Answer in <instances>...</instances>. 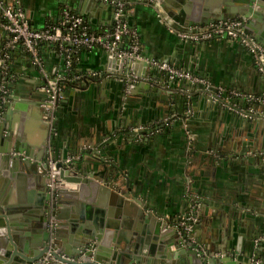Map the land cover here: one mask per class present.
I'll return each instance as SVG.
<instances>
[{"label": "crops", "instance_id": "0c3cea01", "mask_svg": "<svg viewBox=\"0 0 264 264\" xmlns=\"http://www.w3.org/2000/svg\"><path fill=\"white\" fill-rule=\"evenodd\" d=\"M18 1L0 0V17L5 5L18 2L34 28L59 20L65 6L83 15L97 32L115 24L114 6L103 0ZM201 1L183 0L188 3L184 13L174 7L178 17L170 23L177 29L205 24ZM253 8L254 17L235 18H244L247 33L264 44V5ZM199 18L190 25L188 20ZM124 19L136 29L147 58L186 69L202 81L173 77L150 62L143 69L146 83H130L114 66L112 54L99 47L81 50L70 76L55 45L43 47L41 64L18 46L9 53L10 93L0 116L6 125L3 134L23 129L33 142L47 137L56 159H71V165L83 169H101L107 163L105 177L116 190L129 191L146 212L166 218L173 227L182 216L196 217L183 244L198 256L201 246L206 258L229 255L236 264L264 259V100L255 98L264 97V76L254 55L229 39L184 40L142 0H130ZM9 39L0 28V52ZM56 78H61L62 97L55 108L44 111L50 114L46 126L40 101L43 87ZM211 88L215 90L207 93ZM38 181L33 172L0 165V195L15 204L17 219L25 205H36ZM100 207L121 225L145 220L123 218L122 208L110 200ZM14 252H0V264H23Z\"/></svg>", "mask_w": 264, "mask_h": 264}, {"label": "water", "instance_id": "95a60500", "mask_svg": "<svg viewBox=\"0 0 264 264\" xmlns=\"http://www.w3.org/2000/svg\"><path fill=\"white\" fill-rule=\"evenodd\" d=\"M142 1L150 3L157 11L162 9L167 16L174 19L178 17L174 7L179 13H184V5H188L183 0ZM234 1L237 8L231 7L230 0L201 1L200 8L206 10L205 18L201 20V23H209L214 18L217 20L235 18L238 15L254 17L256 7L253 8V5L255 3L264 5V0ZM188 21L192 25L199 23L200 18L196 21L192 19ZM255 35L262 38L258 34ZM112 56L114 66L123 70L122 75H128L127 79L130 83L134 81H137L138 85L146 83L143 69L144 66L147 68L150 62L144 59L118 58L113 54ZM88 78V75L83 76L86 81ZM60 81L61 79L58 86ZM69 83L78 86L74 81ZM212 90L215 88L208 89L207 93ZM60 92V89L56 90L55 106L59 103ZM47 98L48 95L45 92V98L40 101L41 106L45 104L41 116L46 121V126L49 125L50 114L44 115V111L47 113L52 110L46 105ZM4 128L6 125L1 122L0 165L9 164L13 169H21L23 173H35L39 180L40 191L36 205L33 207L25 205L20 219H17V214L14 215L15 204L8 203L9 199L0 195L1 253L11 254V251H15L16 255L22 256L20 259L23 264H41V260L48 251H51L55 258H51L49 256L51 254H48L49 259L44 260L42 264L237 263L229 255L221 258H203L198 256L196 249H188L183 244L185 236L180 233L178 227L171 226L166 218L158 216L151 210L146 212L147 209L141 205V201L132 197L129 191H118L113 187L111 180L105 177L107 163L101 169H83L75 163L71 165L64 158H55L54 147L47 143V137L33 142L23 129H9L6 134H3ZM147 132L148 130H135L132 133L146 134ZM51 161L55 162L56 177L58 180L65 181L64 185H50L53 172ZM108 200L116 202L122 208L123 218L143 217L145 223L143 221L129 226L109 219L106 217L104 208L100 207ZM131 227L134 231L127 230ZM173 245H175L174 249ZM60 254L74 259H58ZM180 257H185V260Z\"/></svg>", "mask_w": 264, "mask_h": 264}, {"label": "built area", "instance_id": "2783aa9c", "mask_svg": "<svg viewBox=\"0 0 264 264\" xmlns=\"http://www.w3.org/2000/svg\"><path fill=\"white\" fill-rule=\"evenodd\" d=\"M103 1L109 2L114 6L115 24L112 28L101 32L93 30L83 15L67 6L62 9L61 17L57 20V23L48 24L43 28L32 27L21 4L18 3L19 1L15 4L4 6L2 16L0 17V28L10 34V39L4 50L0 52V116L9 95L7 75L9 72L10 49L22 45L32 55L34 61L41 64L42 56L39 49V43L41 41H49L58 45V50L64 56L66 68L70 67L73 58H77L80 52L78 48L67 45V43H72L78 47L103 48L118 58L144 59L165 69L173 77L186 78L192 81H202L198 76H195L186 69L178 68L166 61H160L156 58H147L143 54L141 40L136 29L130 27L124 19L125 8L130 0ZM157 13L159 17L165 19L168 23L172 20V18L165 15L162 9H159ZM244 24V18H226L214 20L205 24L188 26L182 29L175 28L172 23H170L169 27L171 31L175 32L184 40L208 41L213 39H229L241 43L254 55L257 67L264 76V44L247 33L244 29ZM80 75L81 74L76 73L75 77L79 78ZM60 79L61 78L50 79L43 87L48 95L46 105L52 109L56 107V90L60 89V86H58ZM59 97H62L61 92ZM247 97L252 98L255 96L248 94ZM255 98L264 100V97L260 96ZM70 160L71 159H67L66 162L69 163ZM54 164L55 162L51 161L53 172L50 185H63V180H58L56 177L57 170ZM196 219L197 218L194 216H182L178 224H176L186 238L191 232ZM198 249L201 257L205 258L208 256L204 247L199 246ZM48 254H51V251H48L47 255ZM47 255L41 260V264L44 260L49 259ZM216 255L222 256L223 254L217 253ZM49 256L55 258L53 254ZM58 259L74 258L60 254ZM254 264H264V259L256 257L254 258Z\"/></svg>", "mask_w": 264, "mask_h": 264}, {"label": "trees", "instance_id": "16d2710c", "mask_svg": "<svg viewBox=\"0 0 264 264\" xmlns=\"http://www.w3.org/2000/svg\"><path fill=\"white\" fill-rule=\"evenodd\" d=\"M54 23H57V21H52L50 24H54ZM46 45H50V46L55 45V46L57 47V49H58V45L55 44V43H52V42H49V41H41V42L39 43V49H40V51H41V50L43 49V47L46 46ZM67 45L70 46V47H73V48H78L79 51L84 50V49H89V48H86V47H83V46L78 47V46H76V45H73L72 43H67ZM20 46L23 47L22 45H20ZM17 47H18V46H16L15 48H17ZM75 61H76V57L73 58V60H72V62H71V64H70V67H68V71H69L70 76L73 75V73H75V68H76V67H75ZM7 76H8V75H7ZM8 79H10L9 76H8L7 80H8ZM7 87L9 88V85H8ZM9 93H10V89H9Z\"/></svg>", "mask_w": 264, "mask_h": 264}]
</instances>
